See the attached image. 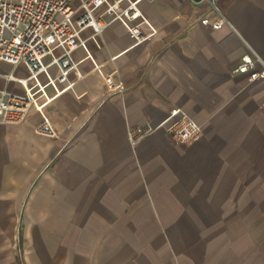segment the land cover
Masks as SVG:
<instances>
[{"label": "crops", "instance_id": "0c3cea01", "mask_svg": "<svg viewBox=\"0 0 264 264\" xmlns=\"http://www.w3.org/2000/svg\"><path fill=\"white\" fill-rule=\"evenodd\" d=\"M216 3L232 29L200 25L207 5L140 0L137 36L113 22L42 115L0 124V264H264V80L230 74L246 45L264 60V0ZM175 109L198 141L159 127L131 144Z\"/></svg>", "mask_w": 264, "mask_h": 264}, {"label": "built area", "instance_id": "2783aa9c", "mask_svg": "<svg viewBox=\"0 0 264 264\" xmlns=\"http://www.w3.org/2000/svg\"><path fill=\"white\" fill-rule=\"evenodd\" d=\"M140 0H0V61L13 68L22 67L28 75L16 78L11 74L7 81L15 82L20 92L0 88V124L18 126L26 121L32 111L42 115L45 106L68 88L67 73H78L74 53L86 42L92 41L99 48L97 38L113 22L121 25L133 36L138 35V26L147 23L141 16L137 4ZM193 6L207 5L212 19L204 16L200 25L217 31L223 26L232 29L224 17L216 0H188ZM138 19L140 23L133 24ZM152 29V28H151ZM90 34L80 38L83 31ZM237 65L230 70L231 75L245 76L248 83L264 80V60L246 45ZM57 52V54H55ZM48 58L46 64L43 60ZM87 58L93 62L92 57ZM56 73L50 76L49 69ZM44 81V82H43ZM66 85L60 89L59 85ZM49 87L53 95L46 93ZM117 93H122L118 90ZM264 112V102L260 104ZM164 128L172 141L181 146H189L202 136V129L186 113L175 109L156 128L144 123L128 134L131 144H136L157 128ZM42 135L52 136L48 120L37 128Z\"/></svg>", "mask_w": 264, "mask_h": 264}, {"label": "rangeland", "instance_id": "374dc122", "mask_svg": "<svg viewBox=\"0 0 264 264\" xmlns=\"http://www.w3.org/2000/svg\"><path fill=\"white\" fill-rule=\"evenodd\" d=\"M55 54H57V52ZM7 70H9L8 66L0 64V72H4ZM12 73L15 75V77H18V78H25L28 75L26 70H24L23 68H17V69L13 68ZM49 74H50V76H54L55 75V69L51 68L49 70Z\"/></svg>", "mask_w": 264, "mask_h": 264}]
</instances>
